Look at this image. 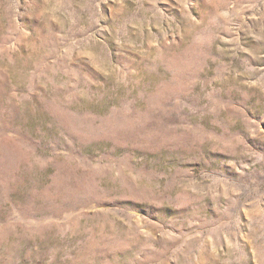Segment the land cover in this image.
Listing matches in <instances>:
<instances>
[{"label":"rangeland","instance_id":"374dc122","mask_svg":"<svg viewBox=\"0 0 264 264\" xmlns=\"http://www.w3.org/2000/svg\"><path fill=\"white\" fill-rule=\"evenodd\" d=\"M0 264H264V0H0Z\"/></svg>","mask_w":264,"mask_h":264}]
</instances>
